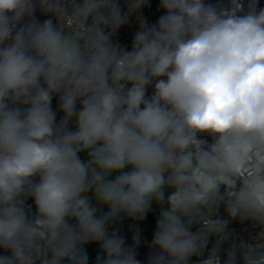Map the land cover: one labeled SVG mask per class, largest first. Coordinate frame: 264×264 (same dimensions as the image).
<instances>
[{
    "label": "clouds",
    "instance_id": "1",
    "mask_svg": "<svg viewBox=\"0 0 264 264\" xmlns=\"http://www.w3.org/2000/svg\"><path fill=\"white\" fill-rule=\"evenodd\" d=\"M145 6L0 0V264H264V7Z\"/></svg>",
    "mask_w": 264,
    "mask_h": 264
},
{
    "label": "built area",
    "instance_id": "2",
    "mask_svg": "<svg viewBox=\"0 0 264 264\" xmlns=\"http://www.w3.org/2000/svg\"><path fill=\"white\" fill-rule=\"evenodd\" d=\"M120 2L122 4V7H124L126 10V0H120ZM211 2L217 3L218 0H211ZM223 2L227 3V0H223ZM259 6L264 7V0H259ZM148 11H149L148 6H145L142 9V15L145 16V14H147ZM162 14H160V15H162ZM37 15L39 16L40 14L37 13ZM160 15H158L156 17H147V18L149 19L150 22H154L155 20H157L159 18ZM40 18L45 19L47 17L41 16ZM136 28H137V25H136V22L133 18L130 20V23L128 25L122 26V28L118 31L116 36H114V40H118L120 43L128 45L129 50H130V42L134 36ZM57 102H58L57 99H54V101H53V107L54 108L56 107ZM205 138H207V137H205ZM104 210L107 211V208H105ZM137 227L142 229V238L147 239L148 242L150 243L151 234L155 231V222H153V221L134 223V222H132L131 218H129L128 220H125V222L123 224H121L120 226H118L117 224L113 225L111 230H115L116 228H119L120 234L126 238V243L131 244L132 243V240H131L132 234H133L135 228H137ZM229 228L234 230V232L239 234V236L242 238H248V233L251 231H254L251 228V225H249L247 223L241 224L238 221L231 222L229 224ZM87 246H93L94 250L100 251L99 246L96 244H90ZM209 247H211V244L209 245ZM227 247H228L227 245L224 246L225 249ZM148 251H149V248H148L147 244H142L141 247L138 249V253H139L138 259H141L142 261H144V264H146ZM206 254L207 253H205V255ZM221 255H222V259H223L224 253L222 252ZM90 258H91V256L89 255V264H95V259H92V258L90 259ZM195 260H196V257H193L194 262H195Z\"/></svg>",
    "mask_w": 264,
    "mask_h": 264
},
{
    "label": "rangeland",
    "instance_id": "3",
    "mask_svg": "<svg viewBox=\"0 0 264 264\" xmlns=\"http://www.w3.org/2000/svg\"><path fill=\"white\" fill-rule=\"evenodd\" d=\"M149 4L151 5V7L148 6L149 11L147 14H145L146 17H156V16L163 13L161 10H159V0H150ZM81 158L84 160L87 159L85 154H81ZM157 216H158V211L156 210L155 206H153V210L149 213V216L145 221H136L133 219H131V220L134 223H141V222H148V221L155 222V218ZM128 219L129 218H125L123 221L118 222L117 225L120 226L121 224H123L125 222V220H128ZM92 248H93V246H86L87 251H89L91 254V258L95 259V256L99 253V250H93Z\"/></svg>",
    "mask_w": 264,
    "mask_h": 264
},
{
    "label": "trees",
    "instance_id": "4",
    "mask_svg": "<svg viewBox=\"0 0 264 264\" xmlns=\"http://www.w3.org/2000/svg\"><path fill=\"white\" fill-rule=\"evenodd\" d=\"M29 203H31V201H29ZM94 250V248H92ZM89 255L91 256L90 252L88 251ZM91 259V258H90Z\"/></svg>",
    "mask_w": 264,
    "mask_h": 264
}]
</instances>
